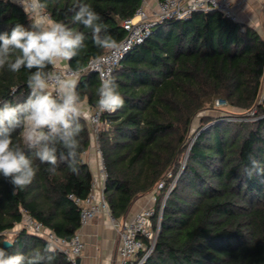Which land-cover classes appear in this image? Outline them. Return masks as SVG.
Listing matches in <instances>:
<instances>
[{
    "label": "trees",
    "instance_id": "1",
    "mask_svg": "<svg viewBox=\"0 0 264 264\" xmlns=\"http://www.w3.org/2000/svg\"><path fill=\"white\" fill-rule=\"evenodd\" d=\"M44 2L53 22L86 36L78 55L68 64L81 75L77 80L79 100L96 109L100 80L86 67L91 58L107 49L95 47L90 31L72 23L73 9L80 3L89 4L119 43L125 37L123 22L135 15L143 0ZM16 23L30 28L31 14L9 0H0V33L10 31ZM15 55L19 53L13 59ZM53 69L49 64L44 71ZM30 71L0 69V107L4 102L16 105L27 99ZM112 78L124 105L114 113L102 114L98 134L111 216L116 220L125 217L138 196L153 192L164 180L155 202L160 209L176 180L163 204L155 248L143 264H264V107L259 104L264 81L262 36L216 11L198 12L186 21H165L125 57ZM218 100L253 111L256 119L234 122L229 119L232 116L203 115L186 162L180 163L194 119L216 110ZM75 123L82 128L77 137L81 145L78 174L68 169L67 160L60 159L67 151L58 143L55 174L48 171L49 165L34 160L38 166L35 179L15 191L0 176V247L4 248L6 232L21 223L24 213L62 238L70 239L79 230V211L68 195L86 198L90 193L93 175L82 155L91 144L92 130L82 115ZM13 142L24 147L19 130L13 134ZM24 150L29 155L33 151ZM10 241L13 246L5 248L10 254L26 256L48 244L23 230ZM53 264L72 263L57 251Z\"/></svg>",
    "mask_w": 264,
    "mask_h": 264
},
{
    "label": "clouds",
    "instance_id": "2",
    "mask_svg": "<svg viewBox=\"0 0 264 264\" xmlns=\"http://www.w3.org/2000/svg\"><path fill=\"white\" fill-rule=\"evenodd\" d=\"M20 2L23 6V0ZM46 8L44 0H29L25 12L30 10L31 13L30 28L16 23L10 31L0 33V69L7 68L11 72H19L21 68L36 69L30 71L27 78V87L31 90L27 99L16 105L4 102L0 107V176L12 184L14 191L35 179L38 166L34 165V160L49 165L48 171L55 174L58 143L67 151L66 156L61 153L60 159L68 161L67 167L73 174L79 173L81 145L77 137L82 128L79 123L74 126L81 116L78 82L44 69L49 64L55 67L57 61H71L78 55L86 36L62 22L46 25ZM73 12L72 23L90 31L95 47L102 50L118 47V41L89 4L80 3ZM16 52L19 55L13 59ZM49 81L56 85V97L47 91ZM118 87L114 78L101 76L97 89V107L101 113H114L123 107L124 99ZM18 130L23 148L13 142V134ZM25 148L33 150L31 155L26 154ZM6 243L13 246L11 241ZM56 254L57 249L51 244L27 256L10 254L0 247V264H53Z\"/></svg>",
    "mask_w": 264,
    "mask_h": 264
},
{
    "label": "built area",
    "instance_id": "3",
    "mask_svg": "<svg viewBox=\"0 0 264 264\" xmlns=\"http://www.w3.org/2000/svg\"><path fill=\"white\" fill-rule=\"evenodd\" d=\"M25 11L29 0H23V6L20 0H9ZM216 11L232 21L239 22L235 12L234 0H163L158 1L155 9L148 11L144 5L137 10L135 15L123 22L125 37L118 43V47L113 50H107L99 61L97 57L91 58L87 64L86 70L97 74L99 80L101 76H113L116 68L120 66L125 57L137 46L144 43L153 33L154 28L165 21H186L198 12ZM30 13V10L28 12ZM44 23L51 21L48 13L44 11ZM52 72L57 73L62 78L78 80L81 75L69 66L62 67L55 65ZM55 97L57 96L56 85L49 81L47 89ZM220 101V100H218ZM216 102L217 105H220ZM226 102L222 100V105ZM259 104L264 105V81L259 95ZM108 113V112H103ZM98 107L93 109L89 107L81 112V115L87 120L91 130L92 138L95 141L99 160V169L92 174L91 190L86 198H81L75 194H69L68 198L77 207L80 215V227L87 225L92 219L100 214L111 216L108 203L105 198L104 190L107 181V172L102 154L98 147V134L102 127V114ZM255 113V112H254ZM252 113V115H254ZM244 120V119H242ZM239 121V120H238ZM83 163H85L83 161ZM172 177V174H168ZM175 185V180L169 186L164 201ZM165 181H160L153 191L154 205L145 208L135 214L130 220L114 223L120 238V247L117 264H143L152 254L157 237L161 228V219L163 214V204L160 209L155 207L157 195L164 188ZM157 218L155 221L154 218ZM25 231L34 237L46 241L53 245L57 251L63 253L68 261L77 264L78 258L84 250V242L80 234L76 232L70 239L62 238L55 232L48 229L43 223L32 216L24 213L21 223L11 231L6 232L5 240H11L19 231Z\"/></svg>",
    "mask_w": 264,
    "mask_h": 264
},
{
    "label": "crops",
    "instance_id": "4",
    "mask_svg": "<svg viewBox=\"0 0 264 264\" xmlns=\"http://www.w3.org/2000/svg\"><path fill=\"white\" fill-rule=\"evenodd\" d=\"M158 0H143L148 11L156 8ZM238 21L246 27L256 30L264 39V0H234ZM51 20L46 25H51ZM56 65L69 66L68 61H57ZM91 107L86 100H79L80 112ZM85 119V118H84ZM86 120V119H85ZM86 123L87 120H86ZM83 161L89 166L92 174L99 169L98 151L95 141L91 138L89 148L82 155ZM154 205L153 192L138 196L131 204L128 213L116 220L108 214H100L87 225L77 231L84 242V250L78 258V264H117L120 238L114 223L130 220L139 211Z\"/></svg>",
    "mask_w": 264,
    "mask_h": 264
},
{
    "label": "rangeland",
    "instance_id": "5",
    "mask_svg": "<svg viewBox=\"0 0 264 264\" xmlns=\"http://www.w3.org/2000/svg\"><path fill=\"white\" fill-rule=\"evenodd\" d=\"M218 103L220 104V105L216 104V107L218 110L216 109V110L208 111V113H201L194 119L192 127H191V131L189 133L187 147H186V149H184V152L180 156V163L186 162L185 159H187L190 147L196 138V135H197L196 133L198 131L200 119L203 115L207 114L208 116H213V117L232 116L229 119L233 120L234 122H237L238 120L243 121L242 119H244L245 122H249V121H254L256 119V116L252 115V113H254L253 111L246 112L242 109H235L233 107H230L227 104L222 105V100L218 101ZM263 107H264V105H263ZM243 117H245V118H243ZM213 123H214V121L212 123L206 125L205 128L210 127ZM169 173H171V172L169 171ZM175 183H176V180H175Z\"/></svg>",
    "mask_w": 264,
    "mask_h": 264
},
{
    "label": "water",
    "instance_id": "6",
    "mask_svg": "<svg viewBox=\"0 0 264 264\" xmlns=\"http://www.w3.org/2000/svg\"><path fill=\"white\" fill-rule=\"evenodd\" d=\"M6 241H9V240H4V241H3V247H4V248H8V247H9L8 244L6 243ZM77 264H78V262H77Z\"/></svg>",
    "mask_w": 264,
    "mask_h": 264
}]
</instances>
